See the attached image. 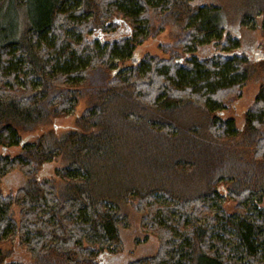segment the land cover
<instances>
[{"label": "trees", "instance_id": "1", "mask_svg": "<svg viewBox=\"0 0 264 264\" xmlns=\"http://www.w3.org/2000/svg\"><path fill=\"white\" fill-rule=\"evenodd\" d=\"M248 3L241 23L260 16L264 27V0ZM217 12L192 0H0V148L19 149L0 153V241L19 238L34 264H103L121 249L122 208L135 201L159 249L130 264H264V82L240 126L226 117L256 75ZM151 18L181 32L161 49L187 56L147 54L112 72L130 39L91 34L124 19L136 33ZM206 40L220 50L190 55ZM82 101L58 133L53 122ZM15 171L24 181L13 196L2 185Z\"/></svg>", "mask_w": 264, "mask_h": 264}, {"label": "rangeland", "instance_id": "2", "mask_svg": "<svg viewBox=\"0 0 264 264\" xmlns=\"http://www.w3.org/2000/svg\"><path fill=\"white\" fill-rule=\"evenodd\" d=\"M192 1L201 5H214L218 7L217 13L219 18H221V21H226L225 31L238 41V48L235 50L237 55L255 70L256 76L242 85L240 89V97L229 103L228 108L224 110L226 117L233 118L237 125L240 126L245 111L252 106L255 95L264 82V57L261 60H255V53L264 56V27L258 26L260 16H256L254 20L248 21V23H241V16L244 13V8L248 6L249 0ZM137 26H139L140 29L135 33L134 26L131 22L124 19L123 22H120L118 26L114 27L109 34L98 35L94 32L91 34L96 36L100 42H107L121 37L130 39L132 46L128 58L121 60V58L114 57L109 61L112 72L115 71L117 74L122 73L124 69L132 64V58L137 57L140 61L147 54L158 56L162 59H169L173 56L177 61L187 56V54L180 49L176 51L169 49L167 53L161 49V46L165 44H173L175 40L181 38V32L175 26L166 24L162 27L158 21L152 18L147 21H141ZM130 27L132 31H130ZM141 38L144 39L141 40ZM219 48L216 44L209 43L208 40H206L197 44L195 52L190 53V55L194 54L199 58L207 57L215 54L216 51L220 50ZM173 52H177V54H173ZM18 82L20 84V80L16 81V83ZM85 103L86 102L82 101L79 106L76 107L77 109L69 113L68 116L62 119H56L53 122V126L56 127L58 133L73 125L75 117L86 108ZM46 129L47 128H44L42 131L35 130L29 134L23 132L21 135L23 139L31 140L35 134H41V132ZM18 152V148H0V153L3 154L15 155ZM44 172L45 174H48L49 168L47 167ZM23 181V176L19 171L9 173L3 181V192L15 196L16 191L20 188ZM218 188L220 189V194H222L220 205L226 212H233L235 201L225 195L226 192L222 184H219ZM135 204V201H130L122 208V214L127 217V222L125 228L120 230V239L122 242L121 249L112 255H108L105 252L102 253L99 259L101 263L130 264L131 262L152 258L157 254L159 249L158 238L155 234L147 233L144 230V227L142 226L143 215L134 210ZM261 206L264 207V200L262 201ZM21 212L22 207L18 202L13 204L11 208V216L17 224L20 223ZM146 225H148V222ZM0 257L3 259L0 264H34L29 251L17 237L0 241Z\"/></svg>", "mask_w": 264, "mask_h": 264}, {"label": "water", "instance_id": "3", "mask_svg": "<svg viewBox=\"0 0 264 264\" xmlns=\"http://www.w3.org/2000/svg\"><path fill=\"white\" fill-rule=\"evenodd\" d=\"M255 54H256V55H255V60H256V61L261 60V59H263V57H264L262 54H258V53H255ZM257 54H258V55H257ZM138 61H139V59H138L137 57H136V58L134 57V58L131 59V62H132V64H134V65H135Z\"/></svg>", "mask_w": 264, "mask_h": 264}]
</instances>
